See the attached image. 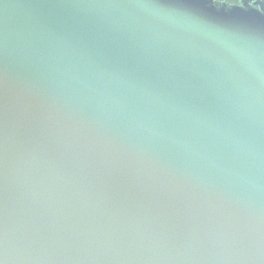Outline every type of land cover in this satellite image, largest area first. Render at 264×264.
<instances>
[{
    "label": "water",
    "instance_id": "95a60500",
    "mask_svg": "<svg viewBox=\"0 0 264 264\" xmlns=\"http://www.w3.org/2000/svg\"><path fill=\"white\" fill-rule=\"evenodd\" d=\"M0 264H264V0H0Z\"/></svg>",
    "mask_w": 264,
    "mask_h": 264
},
{
    "label": "trees",
    "instance_id": "16d2710c",
    "mask_svg": "<svg viewBox=\"0 0 264 264\" xmlns=\"http://www.w3.org/2000/svg\"><path fill=\"white\" fill-rule=\"evenodd\" d=\"M219 1L227 2V3H230V4H234L237 0H219Z\"/></svg>",
    "mask_w": 264,
    "mask_h": 264
},
{
    "label": "flooded vegetation",
    "instance_id": "af4514ba",
    "mask_svg": "<svg viewBox=\"0 0 264 264\" xmlns=\"http://www.w3.org/2000/svg\"><path fill=\"white\" fill-rule=\"evenodd\" d=\"M242 0H237L234 4H236V3H240ZM255 1H257V0H255Z\"/></svg>",
    "mask_w": 264,
    "mask_h": 264
}]
</instances>
